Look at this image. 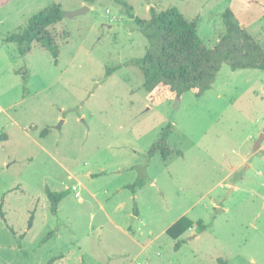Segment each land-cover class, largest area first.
Masks as SVG:
<instances>
[{"label":"rangeland","instance_id":"rangeland-1","mask_svg":"<svg viewBox=\"0 0 264 264\" xmlns=\"http://www.w3.org/2000/svg\"><path fill=\"white\" fill-rule=\"evenodd\" d=\"M123 1L143 19L176 7L207 47L229 7L264 48V0ZM52 3L56 62L35 42L21 54L7 37ZM146 46L113 0H0V264H264V69L222 63L200 96L151 105L125 65ZM167 123L180 154L148 156ZM46 187L70 189L55 213ZM181 217L176 249L167 229Z\"/></svg>","mask_w":264,"mask_h":264},{"label":"trees","instance_id":"trees-1","mask_svg":"<svg viewBox=\"0 0 264 264\" xmlns=\"http://www.w3.org/2000/svg\"><path fill=\"white\" fill-rule=\"evenodd\" d=\"M89 5L99 0H82ZM123 5L130 18L147 39L144 54L133 57L125 65H135L143 74L142 88L147 101L151 105H158L165 100H173L175 105L182 95L191 91L200 96L205 90L210 89L215 81L217 72L222 63L227 64L232 70L244 68L264 69V48L242 27L233 10L226 7L221 13L223 33L212 47H207L197 34V19H186L176 7H168L156 11L149 9L148 18H140L131 13V6L123 0H113ZM63 17L59 4L52 3L38 10L29 17L26 27L21 32H15L7 37V41L17 43L21 54L27 53L32 43H39L55 58L59 54L58 41L50 31V27ZM117 67H115L116 69ZM110 70L106 75L111 74ZM22 79L27 80V70L20 68ZM25 88V86H24ZM171 123L162 128L159 135L150 144L147 155L152 156L159 152L162 158L179 151H175L169 143ZM47 129L42 130V135ZM5 136V135H4ZM2 136V137H4ZM128 187L135 191L131 184ZM70 189L52 191L45 188V193L50 201V209L56 212L58 203L68 195ZM0 202V216L4 219ZM32 215L29 219L31 224ZM197 225L204 229L202 221ZM191 227L184 217L179 218L167 229V233L175 239V248H179L185 228Z\"/></svg>","mask_w":264,"mask_h":264},{"label":"water","instance_id":"water-1","mask_svg":"<svg viewBox=\"0 0 264 264\" xmlns=\"http://www.w3.org/2000/svg\"><path fill=\"white\" fill-rule=\"evenodd\" d=\"M88 9H89V6L88 5H84L83 7H81L78 10H74V11L68 12L67 15L68 16H73V15L83 14ZM263 138H264V129L262 130V132L260 133V136L256 140V143H255V147L256 148L260 145V143L263 140Z\"/></svg>","mask_w":264,"mask_h":264}]
</instances>
